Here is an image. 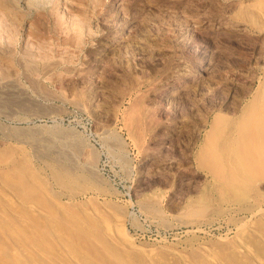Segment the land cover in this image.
<instances>
[{"label": "rangeland", "instance_id": "rangeland-1", "mask_svg": "<svg viewBox=\"0 0 264 264\" xmlns=\"http://www.w3.org/2000/svg\"><path fill=\"white\" fill-rule=\"evenodd\" d=\"M0 169V260L264 264V0H0Z\"/></svg>", "mask_w": 264, "mask_h": 264}, {"label": "bare ground", "instance_id": "bare-ground-1", "mask_svg": "<svg viewBox=\"0 0 264 264\" xmlns=\"http://www.w3.org/2000/svg\"><path fill=\"white\" fill-rule=\"evenodd\" d=\"M262 20H263V19H262ZM250 112H251V111H250ZM255 112H256V111H255ZM252 114H253V113H252ZM255 114H256V113H255ZM253 116H254V115H253ZM241 120H242V119H241ZM249 120H250V119H249ZM247 121H248V120H247ZM250 121H251V120H250ZM243 122H244V121H243ZM245 122H246V119H245ZM253 122H255V121H252L251 123H253ZM241 123H242V121H241ZM241 123H240V124H241ZM247 123H249V121H248ZM251 123H250V124H251ZM241 126H242V125H241ZM242 127H244V126H242ZM253 132H255V131H253ZM250 134H251V133H250ZM249 136H250V135H249ZM256 139H257V138H256ZM252 140H253V139H252ZM247 142H248V140H247ZM247 142H246V143H247ZM249 142H250V141H249ZM249 142H248L247 144H249ZM251 142H252V141H251ZM246 143H245V144H246ZM243 144H244V143H243ZM245 144H244L243 147H245ZM252 145H253V144H252ZM253 147H254V146H253ZM253 147H250V145H249V147H246V149L248 148L247 150H248V152L250 153V155H251L252 152H255ZM262 147H263V146H262ZM262 147H261V148H262ZM243 149H244V148H243ZM246 149H245V150H246ZM243 151H244V150H243ZM246 152H247V151H245V153H246ZM241 153L244 154V152H241ZM246 154H247V153H246ZM255 155H256V154H255ZM260 156H261V152H260ZM228 159H230V158H228ZM233 159H234V158H233ZM237 159H238V158H237ZM238 160H239V159H238ZM261 160H262V159H261ZM228 161H229V160H228ZM257 162H258V161H257ZM258 163H259V162H258ZM237 164H238V163H237ZM240 164H241V163H240ZM260 165H261V164H260ZM238 166H239V165H238ZM241 166H242V165H241ZM261 166H262V165H261ZM252 168H253V167H252ZM240 169H241V168H240ZM0 170H1V169H0ZM245 170H246V169H244V172H245ZM16 171H17V170H16ZM221 171L223 172V170H221ZM244 172H243V173H244ZM246 172H247V171H246ZM17 173H18V172H17ZM17 173H16V174H17ZM19 173H20V172H19ZM22 173H23V172H21V174H22ZM16 174H15V175H16ZM245 174H246V173H245ZM17 175H18V174H17ZM23 175H24V174H23ZM26 175H27V174H26ZM6 176L8 177V175H6ZM9 176H10V174H9ZM245 176H246V175H245ZM7 177H6V178H7ZM19 177H20V176H19ZM8 178H9V177H8ZM12 178H13V177H12ZM25 178H26V177H25ZM25 178H24V179H25ZM31 178H33V177H31ZM245 178H246V177H245ZM10 179H11V178H10ZM12 180H13V179H12ZM31 180H32V179H31ZM33 180H34V179H33ZM33 180H32V181H33ZM242 180H243V179H242ZM2 181H3V180H2ZM246 182H247V181H246ZM10 183H11V182H10ZM10 183L7 185L8 187H9V185L12 186ZM12 184H13V183H12ZM15 184H16V183H15ZM244 184H245V183H244ZM3 185H4V184H3ZM17 185H18V183H17ZM19 185H20V183H19ZM19 185H18V186H19ZM13 186H15V185H13ZM20 186H21V185H20ZM29 186H30V185H29ZM29 186H28V187H29ZM243 186H244V185H243ZM15 187H16V186H15ZM4 188H5V187H4ZM30 188H31V187H30ZM30 188H28V189L30 190ZM16 189H18V187H17ZM19 189H21V187H19ZM32 189H33V188H32ZM1 190H3V189L1 188ZM7 190H8V189H7ZM23 190H24V189H23ZM20 191H21V190H20ZM26 191H27V190H26ZM26 191H25V192H26ZM1 192H2V191H1ZM25 192H24V194H25ZM34 192H35V191H34ZM21 194H22V193H21ZM26 194H28V193H26ZM29 194H30V192H29ZM39 194H40V193H39ZM14 196H16V195H14ZM14 196H13V197H14ZM30 196H31V195H30ZM34 196H35V195H34ZM34 196H33V197H34ZM38 196H39V195H38ZM11 197H12V196H11ZM13 197H12V199L15 198V197H14V198H13ZM17 197H18V196H17ZM23 197H25V196H23ZM25 198H27V197H25ZM21 199H22V198H21ZM31 199H32V198H31ZM40 199H41V198H40ZM16 200H17V199H16ZM24 200H25V199H24ZM17 201H18V200H17ZM21 201H22V200H21ZM25 202H27V201H25ZM25 202H23V203H25ZM2 203H3V202H2ZM2 203H1V204H2ZM10 203L12 204V202H10ZM41 203H42V202H41ZM41 203H40V204H41ZM16 204H17V203H16ZM18 205H19V204H18ZM16 206H17V205H16ZM25 206H26V205H25ZM31 206H32V205H31ZM38 206H39V205H38ZM41 206H42V205H41ZM44 206H46V205L44 204ZM1 207H2V206H1ZM26 207H27V206H26ZM9 208H10V207H9ZM32 208H33V207H32ZM41 208H42V207H41ZM45 208H46V207H45ZM35 209H36V208H35ZM47 209H48V208H46V210H47ZM19 210H20V209H19ZM56 210H57V209H56ZM71 210H72V209H71ZM30 211H31V210H30ZM0 212H1V211H0ZM23 212H24V211H23ZM23 212H21V213H23ZM48 212H49V211H48ZM55 212H56V211H55ZM55 212H54V213H55ZM1 213H2V212H1ZM6 213H7V212H6ZM12 213L14 214V212H12ZM24 213H25V212H24ZM67 213H68V212H67ZM100 213H101V212H100ZM7 214H8V213H7ZM7 214H5V215H7ZM35 214H36V213H35ZM25 215H26V214H25ZM41 215H42V214H41ZM45 215H46V214H45ZM68 215H69V213H68ZM77 215H78V214H77ZM98 215H99V214H98ZM103 215H104V217H105V214H103ZM20 216H21V215H20ZM50 216H51V215H50ZM73 216H74V215H73ZM92 216H94V215H92ZM106 216H107V215H106ZM76 217H77V216H76ZM100 217H101V216H100ZM109 217H110V216H109ZM3 218H4V217H3ZM10 218H11V217H10ZM16 218H17V216H16ZM77 218H78V217H77ZM107 218H108V217H107ZM107 218H106V219H107ZM4 219H5V218H4ZM38 219H39V218H38ZM51 219H52V218H51ZM102 219H104V218H102ZM108 219H109V218H108ZM6 220H7V219H6ZM26 220H28V219H26ZM40 220H42V219H40ZM57 220H58V219H56V221H57ZM1 221H2V220H1ZM19 221H20V220H19ZM29 221H31V220L29 219ZM63 221H64V220H63ZM76 221H77V220H76ZM79 221H80V220H79ZM108 221H109V220H108ZM2 222H3V221H2ZM2 222H0V223H2ZM10 222H12V221H10ZM70 222H71V221H70ZM82 222H83V221H81V223H82ZM110 222H111V221H110ZM43 223H45V222H43ZM66 223H67V222H66ZM12 224H13V223H12ZM245 224H246V223H244L243 225H245ZM250 224H251V223H250ZM5 225H6V224H5ZM8 225H9V224H8ZM20 225H21V223H20ZM20 225H19V226H20ZM68 225H69V224H68ZM68 225H66V226H68ZM46 226H47V225H46ZM122 226H123V225H122ZM239 226H242V225H239ZM239 226H238V228H240ZM249 226H250V225H249ZM249 226H248V227H249ZM29 227H30V229H31V226H29ZM29 227H28V228H29ZM33 227H35V225H34ZM64 227H65V226H64ZM88 227H89V226H88ZM112 227H113V226H112ZM2 228H3V227H2ZM28 228H26V229H28ZM71 228H72V227H71ZM113 228H114V227H113ZM120 228H121V227H120ZM30 229H29V231H30ZM34 229H35V228H34ZM50 229H51V228H50ZM52 229H53V228H52ZM89 229H90V228H89ZM94 229H95V228H94ZM123 230H124V229H123ZM237 230H238V229H237ZM241 230H242V229H241ZM251 230H252V229H251ZM253 230H254V229H253ZM253 230H252V231H253ZM13 231H14V230H13ZM49 231H50V230H49ZM72 231H73V230H72ZM107 231H109V230L107 229ZM114 231H115V230H114ZM121 231H122V230H121ZM243 231H244V230H243ZM30 232H31V231H30ZM39 232H40V231H39ZM116 232L118 233V231H116ZM238 232H239V231H238ZM246 232H247V231H246ZM255 232H256V231H255ZM15 233L19 234L18 232H15ZM45 233H46V232H45ZM121 233H122V232H121ZM123 233H124V231H123ZM240 233H241V232H240ZM37 234H38V233H37ZM46 234H48V232H47ZM50 234H51V233H50ZM59 234H61V233H59ZM34 235H36V234H34ZM34 235H33V236H34ZM252 235H253V234H252ZM4 236H5V235H4ZM6 236H7V235H6ZM101 236H102V235H101ZM106 236H107V235H106ZM124 236H125V235H124ZM127 236H128V235H127ZM21 237H22V236H21ZM108 237H109V236H108ZM111 237H112V236H111ZM19 238H20V237H19ZM22 238H23V237H22ZM89 238H92V237H89ZM129 238H130V237H129ZM13 239H14V238H13ZM23 239H25V238H23ZM39 239H40V238H39ZM48 239H49V238H48ZM54 239H55V238H54ZM85 239H86V238H85ZM116 239H117V238H116ZM21 240H22V239H21ZM25 240H26V239H25ZM90 240H91V239H90ZM26 241H27V240H26ZM57 243H58V242H57ZM64 243H65V242H64ZM73 243H74V242H73ZM94 243H95V242H94ZM198 243H199V242H198ZM240 243H241V242H240ZM255 243H256V242H255ZM26 244H27V243H26ZM58 244H59V243H58ZM96 244H97V243H96ZM204 244H205V243H204ZM39 245H40V244H39ZM43 245H44V244H43ZM66 245H67V244H66ZM116 245H117V244H116ZM193 245H195V244H193ZM30 246H31V245H30ZM48 246H50V245H48ZM62 246H63V245H62ZM74 246H75V245H74ZM120 246H121V245H120ZM138 246H139V245H138ZM142 246H143V245H142ZM200 246H201V245H200ZM58 247H59V246H58ZM66 247H67V246H66ZM118 247H119V246H118ZM159 247H160V246H159ZM168 247H169V246H168ZM205 247H206V246H205ZM45 248H46V247H45ZM53 248H54V247H53ZM61 248H62V247H61ZM121 248H122V247H121ZM176 248H177V247H176ZM192 248H193V247H192ZM202 248H203V247H202ZM246 248H247V247H246ZM29 249H30V248H29ZM167 249H168V248H167ZM171 249H172V248H171ZM189 249H191V248H189ZM197 249H198V248H197ZM205 249H206V248H205ZM215 249H216V248H215ZM215 249H214V250H215ZM48 250H49V249H48ZM62 250H63V249H62ZM80 250H82V249H80ZM134 250H136V249H134ZM139 250H140V249H139ZM143 250H145V249H143ZM173 250H174V249H173ZM249 250H250V249H249ZM249 250H248V251H249ZM6 251H7V250H6ZM28 251H29V250H28ZM125 251H126V250H125ZM132 251H133V250H132ZM141 251H142V250H141ZM17 252H18V251H17ZM21 252H22V251H21ZM37 252H38V251H37ZM39 252H40V251H39ZM53 252H55V251H53ZM66 252H67V251H66ZM203 252H205V251H203ZM249 252H250V251H249ZM40 253H41V252H40ZM42 253H43V252H42ZM62 253H63V252H62ZM68 253H69V252H68ZM146 253H147V251H146ZM57 254H58V253H57ZM148 254H149V253H148ZM178 254H179V253H178ZM201 254H202V253H201ZM33 255H34V254H33ZM40 255H41V254H40ZM106 255H107V254H106ZM171 255H172V254H171ZM206 255H207V254H206ZM206 255H205V256H206ZM20 256H21V255H20ZM35 256H36V255H35ZM41 256H42V255H41ZM46 256H47V254H46ZM142 256H143V255H142ZM181 256H182V255H181ZM183 256H184V255H183ZM44 257H45V255H44ZM65 257H66V256H65ZM67 257H68V256H67ZM149 257H150V256H149ZM185 257H186V256H185ZM207 257H208V256H207ZM27 258H28V257H27ZM74 258H76V257H74ZM144 258H145V257H144ZM45 259H46V258H45ZM110 259H111V258H110ZM47 260H48V259H47ZM56 260H57V259H56ZM69 260H70V259H69ZM144 260H145V259H144ZM194 260H195V259H194ZM48 261H49V260H48ZM33 262H34V260H33ZM50 262H51V261H50ZM149 262H150V261H149ZM215 262H216V261H215ZM27 263H29V262H27ZM61 263H62V262H61ZM72 263H73V262H71V264H72ZM0 264H14V261H13V262H12V261L9 262V261H5V260H4V261H3V260H0ZM80 264H81V263H80ZM104 264H105V263H104ZM153 264H154V263H153ZM259 264H260V263H259Z\"/></svg>", "mask_w": 264, "mask_h": 264}]
</instances>
